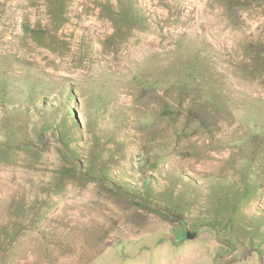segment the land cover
<instances>
[{"label":"rangeland","instance_id":"1","mask_svg":"<svg viewBox=\"0 0 264 264\" xmlns=\"http://www.w3.org/2000/svg\"><path fill=\"white\" fill-rule=\"evenodd\" d=\"M0 264H264V0H0Z\"/></svg>","mask_w":264,"mask_h":264},{"label":"trees","instance_id":"2","mask_svg":"<svg viewBox=\"0 0 264 264\" xmlns=\"http://www.w3.org/2000/svg\"><path fill=\"white\" fill-rule=\"evenodd\" d=\"M57 7H58V4H57Z\"/></svg>","mask_w":264,"mask_h":264}]
</instances>
